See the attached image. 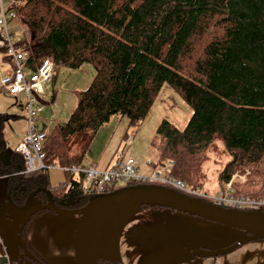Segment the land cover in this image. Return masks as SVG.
Returning <instances> with one entry per match:
<instances>
[{
    "label": "trees",
    "instance_id": "trees-1",
    "mask_svg": "<svg viewBox=\"0 0 264 264\" xmlns=\"http://www.w3.org/2000/svg\"><path fill=\"white\" fill-rule=\"evenodd\" d=\"M16 15L30 31L16 43L28 65L49 57L54 66L91 63L96 73L69 119L49 131L43 144L46 167L27 171L17 148L8 161L0 156V174L12 175L8 189L14 203L26 207L29 195L42 189L33 199L47 204L46 189L62 210L85 206L93 195L83 190V176L65 169L64 180L53 185L51 167L81 165L96 132L115 114L139 124L165 82L193 112L183 128L161 120L150 140L158 163L171 161L169 175L202 188L204 163L222 144L228 156L217 177L223 195L231 182L234 197L264 198V0H22ZM0 52L12 65L2 27ZM3 149L1 143L0 153ZM235 174L246 179H233ZM132 184L138 182H127ZM243 208L264 210V205ZM27 247L31 253L0 257V264L27 259L48 264L28 242Z\"/></svg>",
    "mask_w": 264,
    "mask_h": 264
},
{
    "label": "rangeland",
    "instance_id": "rangeland-1",
    "mask_svg": "<svg viewBox=\"0 0 264 264\" xmlns=\"http://www.w3.org/2000/svg\"><path fill=\"white\" fill-rule=\"evenodd\" d=\"M2 5L6 8L8 2L4 1L2 4L0 0V16H2ZM8 26L11 32H20L13 37L14 42H20L26 38V28L17 15L9 20ZM6 65L3 54L0 52V113L3 114L4 133V138H0V143H5L4 161H8L11 151L18 146L22 136H25L28 130L25 110L27 96L23 93L12 94L3 86L1 79L8 72ZM95 73V67L91 63H84L77 68L66 65L54 66L53 79L46 83V93L41 94L45 100V108L35 120L39 131H51L56 123L69 119L79 102L82 91L92 83ZM192 112V107L181 94L170 83L165 82L149 113L139 124L131 125L127 116L119 114L113 115L109 121L103 124L96 132L87 157L80 166L84 168L89 166L91 161H95L96 167H102L104 159L110 153L116 151L119 154L124 150L128 143L127 138L130 137H133V142L128 145L127 154L133 155L138 163L152 159L153 166H159V153L150 143L159 123L166 118L183 128ZM227 160L228 156L223 151L222 144L218 146V150L210 152L209 158L203 166L205 172L203 187L194 189L188 186L191 190L190 193L197 195V198L219 200L225 205H229L226 200L229 194L226 192L223 195L217 182L218 172ZM50 174L53 181L64 177L61 167L51 168ZM233 179L243 181L246 179V174H235ZM150 183L160 184L161 182L151 181ZM126 185L127 182L119 181L115 188ZM230 186L231 182L230 185L227 184L228 190ZM2 195L3 187H0V207L4 203L14 220V228L10 232V236L3 245L0 242V247L3 250L2 256L15 258L19 254L31 253L29 249L22 248L18 240L19 228L26 215L19 213L12 206L8 199V192ZM60 216L52 210H47L40 215H35L30 220L29 227L31 225L34 233L39 236L42 227H49L51 218H57L58 226L56 228H66L69 231L67 235L71 250H68L67 255H72L76 263L74 231L79 217ZM108 218H110V224L114 223L118 229L123 228L126 234L121 236L110 232L117 235L110 236L109 232H106V228L102 227V223ZM229 234L238 235V241L246 236V232L239 228L188 212L160 205L142 207L138 202H131L120 205L102 216L88 249V260L91 264H101L95 260L101 255L112 259L113 264H118L117 259L120 264H218L214 259L218 258V255V257L201 258L196 254L204 247L219 249L220 247L213 248L210 245ZM36 243L45 248V244L41 240ZM5 245L8 250L4 248ZM63 253L64 250L60 249L56 252L58 256H62Z\"/></svg>",
    "mask_w": 264,
    "mask_h": 264
},
{
    "label": "built area",
    "instance_id": "built-area-1",
    "mask_svg": "<svg viewBox=\"0 0 264 264\" xmlns=\"http://www.w3.org/2000/svg\"><path fill=\"white\" fill-rule=\"evenodd\" d=\"M8 2V7L2 5V16H0V26L3 28L5 36L6 52L11 57L12 65L8 72L2 77L3 86L12 94L23 93L27 96L25 110L27 112L28 130L23 140L18 144L17 149L23 154L26 161V170L33 171L40 167H46L44 163L45 154L43 144L48 135V130L39 131L35 120L45 108V100L41 94L46 93V83L53 79L54 64L51 58L42 59L36 67L27 64L26 52L16 45L13 37L20 32H11L8 26L10 19L16 16L17 7L22 0H1ZM26 37L30 36V31L25 30ZM127 145L124 150L117 154L104 167L87 166L73 164L65 169L74 175H82L83 190L92 195L104 194L111 191L119 181L125 182H151L160 181L184 192H191L187 184L174 176L169 175L171 171V161L160 165L149 173L141 171L135 158L127 154V147L133 142V137L127 138ZM149 163H151L149 161ZM230 185V182H229ZM228 204L234 207L259 206L264 205V199H250L248 197H234L229 191ZM221 199V198H220ZM223 200V198L221 199ZM219 203L221 201L217 200ZM224 203V202H223Z\"/></svg>",
    "mask_w": 264,
    "mask_h": 264
},
{
    "label": "water",
    "instance_id": "water-1",
    "mask_svg": "<svg viewBox=\"0 0 264 264\" xmlns=\"http://www.w3.org/2000/svg\"><path fill=\"white\" fill-rule=\"evenodd\" d=\"M43 190L47 191L50 196L49 203L34 206L33 195L37 192L35 191L29 195L28 204L23 210H19L16 207L19 212L26 214L18 232L19 244L22 248L28 249L27 241L24 237V228L32 216L40 210L51 208L57 214L64 217L77 216L79 219L74 234L75 259L77 264H91L88 260V249L101 217L114 208L131 202L159 203L160 205L198 215L205 219L239 228L246 232V236L241 240L234 241L219 249L204 247V249L196 254L200 257L224 254L248 241L264 238L263 209L225 206L216 201L191 196L167 185L153 183L126 185L104 194L94 195L85 206L73 210L60 209L56 205L52 193L49 190ZM8 199L14 205L10 191L8 193Z\"/></svg>",
    "mask_w": 264,
    "mask_h": 264
},
{
    "label": "crops",
    "instance_id": "crops-1",
    "mask_svg": "<svg viewBox=\"0 0 264 264\" xmlns=\"http://www.w3.org/2000/svg\"><path fill=\"white\" fill-rule=\"evenodd\" d=\"M6 64H7L6 68L9 70L11 65H10V63H7V62H6ZM3 138H4V134H3V137L1 139H3ZM23 138H24V135L22 136L19 143L23 140ZM1 153H3V151ZM116 154H117L116 151L113 153H110V155L104 159V163H103L102 167L106 166ZM2 159H3V156H2ZM135 160H136V158H135ZM149 161H153V160L152 159H146V161H144L142 163H138L136 160V163L140 166V169L142 172L149 173L155 167V166H153L154 162L152 164H150ZM95 164H97V163H95V161H91L89 165L95 166ZM151 167H152V169H151ZM11 176L12 175L9 172L0 174V187H3V195L5 194V192L9 193L8 179ZM63 176H64L63 178H59L56 181L55 180L53 181L51 178V183L53 185H56L60 181L64 180V178H65V171L64 170H63ZM50 177H51V174H50ZM33 203H34V206H36V205L40 204V201L37 199H34ZM14 205H12V206L15 208L16 207L19 208V210H21V209L23 210L25 208V207H20L16 203H14ZM154 205H156V204H154ZM141 206L142 207H148L150 205H147V206L141 205ZM160 206H164V205H160ZM164 207H168V206H164ZM169 208H171V207H169ZM171 209H173V208H171ZM19 210H17V211L19 212ZM47 210H51V209H46L45 211H47ZM45 211H43V212H45ZM43 212H41V213H43ZM10 214H11V212L6 208V205L3 203L2 206L0 207V242L2 243V245L5 243V240H7V238L10 236V232L14 228V220ZM40 214H38V215H40ZM100 222H101V219H100L99 223ZM56 226H58L57 218H51L50 223H49V227L43 226L41 229L40 235L37 236L34 233V231L32 230V226L30 225V227H29V224H28L27 229H26V240H27L29 246L31 247L32 250H34L36 253H38L46 262H48V264H76L72 255H69V256L67 255L68 250H71L69 247V239H68V235H67V234H69V231L66 228H63V229L56 228ZM102 227L106 228V232H109L110 236H117L119 234L122 236L123 234H126V232L124 231L123 228L118 229V228H116L117 226L114 225V223L110 224V218H108L107 221H104L102 223ZM110 232H114L117 235L111 234ZM74 234H75V231H74ZM237 238H238V235L229 234V235L224 236L223 238H221L219 241L215 242L214 244H211L210 246L213 248L224 247V246H227V245L233 243L235 240H237ZM39 240H41L45 244V248L38 246V244L36 242H38ZM4 248H6L8 250V247L6 245L4 246ZM206 248H209V247H206ZM59 249L64 250V253L62 256H58L56 254V252ZM2 255H3V250L0 247V257H3ZM19 255H17V257ZM218 256H217L218 258H214V259H216L215 261L218 264H264V238L248 241V242L242 244L241 246L235 248L234 250L227 252V253H224V254H220ZM17 257H15V258H17ZM209 257H213V256H209ZM201 258H204V257H201ZM10 259H14V258H10ZM99 259H110V258H106L105 256L99 255L95 259L96 262H98ZM27 261H29L28 264H39L38 262H36L32 259H27L24 262V264H26ZM117 261H118V264H120V261L118 259H117Z\"/></svg>",
    "mask_w": 264,
    "mask_h": 264
}]
</instances>
